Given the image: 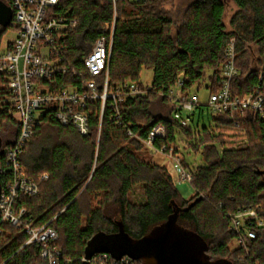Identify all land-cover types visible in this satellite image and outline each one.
<instances>
[{"label": "trees", "instance_id": "16d2710c", "mask_svg": "<svg viewBox=\"0 0 264 264\" xmlns=\"http://www.w3.org/2000/svg\"><path fill=\"white\" fill-rule=\"evenodd\" d=\"M0 1L12 6L11 0ZM175 1L61 0L56 8L60 14L78 19L76 27L67 31L65 43L68 62L79 68L97 38L108 35L102 29L104 24L112 23L116 16L109 88L128 82L143 87L142 71L152 69L154 74L151 91L120 102L124 125H131L139 137L146 138L154 125L164 124L167 138L157 140L156 145L172 144L176 152V128H180L190 140L189 147L204 159L196 168L184 162L193 174L194 189L193 195L185 198L166 164L157 165L142 156L147 149L144 143L117 124L109 102L102 119L101 103L90 105L87 135L73 124H60L53 110L47 112L21 160L34 178L44 172L49 178L40 184L39 194H21L16 207L26 208L35 226L48 223L56 229L54 244L62 252L58 264H99L92 258L100 254L119 259L102 247L95 249L91 258L86 255L98 237L121 235L140 240L171 219L201 236L212 260L264 264V228L257 230L256 238H246L237 248L229 247L236 239L229 229L230 213L253 207L264 218V120L253 112L235 118L217 116V131L204 128L194 133L172 117L171 107L164 112L163 103L168 101L161 95L181 74L184 90L200 87L208 71L207 86L217 90L231 38L236 40L239 69L232 81L233 96L243 97L256 89L264 94V0H232L238 10L230 19L231 28L224 20L227 0H188L181 5ZM9 29L13 26L0 25V40ZM251 44L258 47L256 66L251 63ZM69 78L76 81L72 75ZM8 95L5 79L0 76L3 187L12 174L6 150L15 144L20 132L18 122L1 108ZM157 103L161 104L158 114L154 111ZM140 185L146 199L136 203L130 200V193ZM2 227L0 264H50L42 257L38 243L26 244L29 235L24 227L9 223ZM133 259L142 264L141 259Z\"/></svg>", "mask_w": 264, "mask_h": 264}, {"label": "built area", "instance_id": "2783aa9c", "mask_svg": "<svg viewBox=\"0 0 264 264\" xmlns=\"http://www.w3.org/2000/svg\"><path fill=\"white\" fill-rule=\"evenodd\" d=\"M60 2L61 0H11L13 19L10 26H13L16 36L7 42L0 40V76L4 77L9 91L1 108L7 110L20 125L15 144L6 150V162L12 174L11 181L2 189L0 233L4 231V224L24 227L29 235L26 244L38 243L42 257L48 259L50 264H58L62 257L60 248L54 244L56 229L48 223L35 226L34 220L27 217L29 211L24 207H16L21 194H39L40 184L49 178L47 172L34 178L21 160L26 144L43 124L47 112L53 110L54 117L60 124H73L81 134L87 135L92 110L90 105L101 103L102 119L109 102L116 112L117 124L123 126L129 136L142 140L152 153H161L173 160L178 184H191L193 176L191 170L184 165L185 156L180 151L176 152L172 144L162 147L156 145L157 140L167 138L164 124L157 123L146 138H141L130 128L131 125H124L121 119L120 102L130 96L147 94L152 88L150 85L142 87L135 82L125 83L116 89L109 88L116 16L112 23L104 24L102 29L108 35L102 34L97 38L92 49L83 57L82 67L79 68L68 62L65 43L67 31L76 27L78 19L66 17V14L56 11ZM235 41V38H231L226 48L219 88L212 90L210 86L206 87L209 92L206 101H202L192 89H183L182 74L174 86L161 93L170 104L172 117L194 133L208 129L199 120L196 122V113H202L204 107L212 110L216 117L229 115L235 118L253 112L264 120V94L260 90L256 89L243 97L233 96L232 81L239 74ZM71 75L76 81L69 80ZM211 127L214 130L210 132L217 131L216 123ZM3 171L5 168H0V173ZM229 217V229L236 234L239 244L246 238H256L257 230L264 228V218L253 207L230 213ZM92 260L99 264H140L129 256L113 259L107 254L96 255Z\"/></svg>", "mask_w": 264, "mask_h": 264}, {"label": "water", "instance_id": "95a60500", "mask_svg": "<svg viewBox=\"0 0 264 264\" xmlns=\"http://www.w3.org/2000/svg\"><path fill=\"white\" fill-rule=\"evenodd\" d=\"M13 19V8L0 1V25L10 26ZM2 141L0 138V148ZM3 185L0 175V199ZM98 237L94 240L91 252L86 258H91L94 250L102 247L117 258L124 255L142 260V264H227L223 260H212L207 254L205 240L186 229L181 228L176 219L157 226L140 240H133L127 236ZM102 241V243H100Z\"/></svg>", "mask_w": 264, "mask_h": 264}, {"label": "rangeland", "instance_id": "374dc122", "mask_svg": "<svg viewBox=\"0 0 264 264\" xmlns=\"http://www.w3.org/2000/svg\"><path fill=\"white\" fill-rule=\"evenodd\" d=\"M188 0H176V4L177 5H181V4H185ZM170 7V6H168ZM238 10V7L236 6V4L232 1V0H227V8H226V12H225V23L227 24L228 28L230 27V19L231 17L236 13V11ZM16 36V32L13 29H9L4 36L2 37L3 42H7L9 40H12L13 38H15ZM250 46V50H251V57H252V64L253 66H256V58L257 56H259L258 54V47L255 44H251ZM211 71L207 72V75L204 77L203 79V84L200 87H194L192 88V92H197L199 94V97L202 101H206L209 95L208 89L206 88L207 85L209 84V75H210ZM153 70L152 69H144L141 73V80L143 81L144 85H150L152 83L153 80ZM161 104L156 105L154 111L156 114L159 113V108H161L160 106ZM162 109L164 110V112L168 113V111L170 110V104L168 102H164ZM162 110V111H163ZM196 122H199L202 124H204L205 127L208 128L209 131H213L214 128L211 126H214L216 121H215V117L212 110H209L208 107H204L203 108V112H197L196 113ZM194 127V126H193ZM176 134L177 136H179V140H178V151H180L186 158V163L189 165L190 168H196L197 166H200L202 164H204V159L203 156L200 152H195L192 150L191 147H189V143L190 140L189 138L184 134V132L180 129V128H176ZM227 134V133H225ZM229 134V133H228ZM227 134V135H228ZM225 140H228L225 139ZM221 147V146H220ZM164 155V154H162ZM162 155L157 156V160L161 162V157ZM142 156L147 159L148 161H151L154 164H159V165H164L166 164L173 173H175L174 170V166L173 165L174 162H172L171 158H165L163 161H165V163H158L155 160V153H152V151H150L149 149H145V151H142ZM165 156V155H164ZM173 167V168H172ZM175 176V174H174ZM174 180L177 184V187L179 189V191L181 192L182 196H184L185 198H190L193 195L194 189L192 187V185L190 183H184V184H178L176 181V178L174 177ZM145 195H144V191L142 190V186H136L130 193V200L136 203L145 201ZM104 240H106V236H104L103 238ZM100 243H102V241H100ZM240 244L237 242V240L235 239L234 241H230L229 243V247L230 249H234L237 248ZM91 247H94L91 245Z\"/></svg>", "mask_w": 264, "mask_h": 264}, {"label": "crops", "instance_id": "0c3cea01", "mask_svg": "<svg viewBox=\"0 0 264 264\" xmlns=\"http://www.w3.org/2000/svg\"><path fill=\"white\" fill-rule=\"evenodd\" d=\"M178 138H179V136H178ZM155 155H156V157H155V160L158 162V163H165V161H163L167 156L165 155H162L161 153H155ZM159 155H162V157H161V162H160V160L158 161L157 159V156H159ZM167 158H169V157H167ZM172 162H173V160H172ZM173 165H174V163H173ZM173 168V167H172ZM174 170H175V166H174ZM175 174V173H174Z\"/></svg>", "mask_w": 264, "mask_h": 264}]
</instances>
